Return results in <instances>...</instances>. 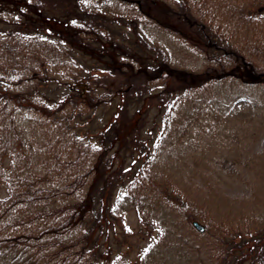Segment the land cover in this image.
Wrapping results in <instances>:
<instances>
[{
    "label": "trees",
    "instance_id": "1",
    "mask_svg": "<svg viewBox=\"0 0 264 264\" xmlns=\"http://www.w3.org/2000/svg\"><path fill=\"white\" fill-rule=\"evenodd\" d=\"M160 3L168 6L169 17L177 23L169 26L157 20L155 0L150 1V10L135 0H103L100 10L87 0H0V172L7 171L4 156L15 158L16 152L29 162L39 152L44 163L55 146L68 159L71 152L78 153L62 168H50L48 162L45 171L19 170L7 176L13 189L5 197L0 194V264H114L104 240L121 212L136 209L142 218L148 188L157 182L152 150L135 172L125 165L128 156L120 153L121 143L135 140L126 132L127 122L119 118L139 111V100L148 111L160 107L170 118L187 96L215 76L212 72L235 78L241 71L257 77L253 84L264 86V67L256 63L264 41L244 40L240 31L247 23L244 12L260 10L264 0ZM116 4L126 8L116 11ZM140 11L206 52L207 71L173 65L164 48L141 27ZM258 20L250 26L252 38L257 29L264 33V20ZM94 59L97 65L88 66ZM92 69L113 80L108 85L104 79L91 78ZM138 75H143L141 83L135 79ZM80 81H87L88 89H80ZM135 88L146 92L135 95ZM121 96L125 98L120 103ZM25 113L39 116L32 133L20 123ZM95 122L92 136L78 141L72 126ZM130 152L135 162L134 148ZM215 213L209 221L188 213L187 221L191 216L206 226L200 233L191 225L193 236L186 243L196 237L221 242L219 250L205 252L201 264H264V221H252L256 225L252 233L249 215L240 212L237 218L230 214L219 219ZM244 232L254 237L253 258L242 251L249 242ZM236 235L239 244L226 248ZM148 252H140L136 264L170 263L165 256Z\"/></svg>",
    "mask_w": 264,
    "mask_h": 264
},
{
    "label": "rangeland",
    "instance_id": "2",
    "mask_svg": "<svg viewBox=\"0 0 264 264\" xmlns=\"http://www.w3.org/2000/svg\"><path fill=\"white\" fill-rule=\"evenodd\" d=\"M87 1L96 4L100 10L103 0ZM137 1H140L142 9H153L150 7L151 0H135V4ZM155 2L157 20L164 24L170 23L167 24L169 26L177 23L169 17L171 13L168 6L161 4L160 0ZM113 7L116 11L126 8L124 4ZM177 9L182 8L177 6ZM140 12L138 19L141 27L151 40L164 48L173 65L197 73L207 71L206 52L198 51L191 42L170 32L166 25L161 27ZM263 15L264 7L244 12L243 21L247 19V23L244 29H240L243 31L242 39L264 41V33L257 29L252 38L250 29L258 19L263 23ZM184 31L189 32L186 28ZM257 61L264 67V52L256 60L259 64ZM97 62V59L91 60L88 66L95 67ZM89 73L91 78L95 77L98 81L104 79L108 85L113 80L110 74H100L99 70L95 72L92 69ZM239 73L235 79L234 76L227 77L228 75L212 72L215 76L207 80L209 82L199 88L198 92L193 91L192 98L187 96L183 106L170 118L160 107L152 106L148 111L142 106L143 100H139V111H131L128 118H119L127 122L129 126L126 132L135 140L130 145L121 143L120 153L128 156L125 165L135 172L141 159L152 150L157 157L153 161L157 182L155 186L148 188V203H145L142 218L138 216L136 209L121 212L118 221L112 225L111 236L104 240L105 249H110L107 255L114 264H136L140 262V252L145 250L165 256L169 264H201L206 257L205 252L212 248L213 251L219 250L221 242L215 240L211 243L205 237H196L186 243L188 236H193L189 231L195 221L191 216L187 221L188 213L204 216L209 221L215 212L219 219L230 214V217L237 218L241 212L250 216L249 227L252 233H256L253 231L256 225L252 221H264V86L253 84L257 77L248 76L241 71ZM138 76L135 79L141 83L143 75ZM87 86V81H80L78 87L85 89ZM132 90L135 95L142 92V89ZM145 92L146 90L142 93ZM122 98L119 97L117 101L123 102L125 97ZM37 120L39 116L35 117L34 114L33 118L26 113L20 117V123L29 133L33 132L34 122ZM86 121L90 123V120ZM93 126L97 127L98 124H79L78 127L72 126V130L78 141H83L92 136ZM133 148L136 153L135 162L129 154ZM82 149L85 150L86 147L82 146ZM65 154L60 147L55 146L53 152L47 155L51 157L48 159L51 164L48 167L62 168L65 162L69 163V159L74 160L78 153L76 150L71 152L69 159ZM15 155V158L5 155L2 161L4 170H7L4 175L0 172L2 197L13 189L7 181L8 175L13 176L19 170L25 174L27 170L47 169L48 162L41 161L39 152L32 162L21 159L19 152ZM156 186L158 188L153 190ZM211 210L214 211L213 214ZM247 221L249 219L245 224ZM201 223L206 226L204 222ZM245 233L242 236L249 242L242 247V251L248 258H253L252 254L256 253L253 247L254 237ZM106 236L107 233L103 237ZM234 237L232 244L225 243L226 248L239 244L241 238L238 235ZM196 240L198 241L195 243ZM242 251L237 249V253Z\"/></svg>",
    "mask_w": 264,
    "mask_h": 264
},
{
    "label": "water",
    "instance_id": "3",
    "mask_svg": "<svg viewBox=\"0 0 264 264\" xmlns=\"http://www.w3.org/2000/svg\"><path fill=\"white\" fill-rule=\"evenodd\" d=\"M193 226L195 227V229H197L199 232H203L205 230L204 226H202L201 224H199L198 222H193Z\"/></svg>",
    "mask_w": 264,
    "mask_h": 264
}]
</instances>
